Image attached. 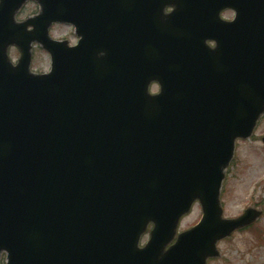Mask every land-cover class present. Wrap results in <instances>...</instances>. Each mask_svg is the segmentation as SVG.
Instances as JSON below:
<instances>
[{"label":"water","instance_id":"water-1","mask_svg":"<svg viewBox=\"0 0 264 264\" xmlns=\"http://www.w3.org/2000/svg\"><path fill=\"white\" fill-rule=\"evenodd\" d=\"M36 1L40 12L22 22L15 15L27 0L0 1V199L20 196V204L9 209L0 203V238L43 233L48 209L30 200L42 186L57 182L61 172L53 161L60 152L75 155L62 170L64 181L71 180L70 171L87 185L81 190L113 181L103 186L114 189L112 197L96 193L81 199V264H208L217 258L219 240L261 213L249 207L224 219L219 196L236 139L249 138L264 116V38L259 41L264 25L258 30L244 17V25L232 30L224 72L193 66L181 78L165 65L173 61L171 44L161 48L152 33L161 29L156 17L167 21L162 10L175 0H163L156 16H145L144 26L124 17L107 21L100 0L82 1L91 9L80 11L90 14L78 26L64 9L77 1ZM227 2L243 14L251 1ZM55 21L75 25L78 46L51 39ZM145 40L153 43L142 47ZM34 42L51 54V71L44 75L30 72ZM12 45L21 55L14 66L7 56ZM164 65L167 71L159 77ZM155 79L160 93L151 95ZM195 201L200 222L177 235ZM109 203L111 211L100 213ZM11 220L15 224L8 229ZM151 222L150 239L140 247Z\"/></svg>","mask_w":264,"mask_h":264},{"label":"rangeland","instance_id":"rangeland-1","mask_svg":"<svg viewBox=\"0 0 264 264\" xmlns=\"http://www.w3.org/2000/svg\"><path fill=\"white\" fill-rule=\"evenodd\" d=\"M36 12V4L30 3L22 10L19 20ZM230 11L224 13L225 18L232 17ZM54 39L65 38L75 43V37L69 26L55 25L51 29ZM32 69L46 72L49 69V56L39 47H34ZM12 60L18 58L16 49L10 50ZM157 87L152 88L156 92ZM256 136L251 140L239 142L233 165L228 173L222 192L224 217H237L248 205L256 204L264 210V146L259 137L264 136V121L256 130ZM201 216L198 204L192 212L185 216L178 231H183L194 225ZM259 223V224H258ZM256 227L238 231L219 243L221 257L212 260L210 264H264V215ZM255 226V225H254ZM261 228V229H260ZM147 236L142 238V242Z\"/></svg>","mask_w":264,"mask_h":264}]
</instances>
